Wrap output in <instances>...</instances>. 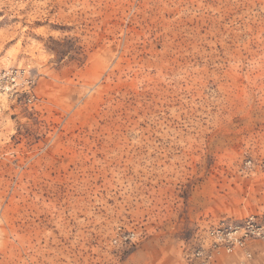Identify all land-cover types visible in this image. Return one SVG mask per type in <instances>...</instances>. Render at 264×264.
Returning a JSON list of instances; mask_svg holds the SVG:
<instances>
[{
    "label": "rangeland",
    "instance_id": "1",
    "mask_svg": "<svg viewBox=\"0 0 264 264\" xmlns=\"http://www.w3.org/2000/svg\"><path fill=\"white\" fill-rule=\"evenodd\" d=\"M248 216L264 0H0V264H198Z\"/></svg>",
    "mask_w": 264,
    "mask_h": 264
},
{
    "label": "built area",
    "instance_id": "2",
    "mask_svg": "<svg viewBox=\"0 0 264 264\" xmlns=\"http://www.w3.org/2000/svg\"><path fill=\"white\" fill-rule=\"evenodd\" d=\"M208 234L213 251L197 249L192 252V258L198 264H210L213 260V253L219 252V250L232 252L235 249H241L250 257V252L246 249L247 241L257 238L264 239V227L258 224L253 216H248L239 223H229L226 226L211 228ZM132 237V233L127 234L123 236V241L131 240Z\"/></svg>",
    "mask_w": 264,
    "mask_h": 264
}]
</instances>
